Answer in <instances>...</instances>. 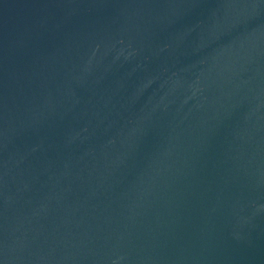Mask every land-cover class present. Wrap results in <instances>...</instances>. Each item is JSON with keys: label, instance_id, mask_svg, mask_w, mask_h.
Returning <instances> with one entry per match:
<instances>
[{"label": "water", "instance_id": "obj_1", "mask_svg": "<svg viewBox=\"0 0 264 264\" xmlns=\"http://www.w3.org/2000/svg\"><path fill=\"white\" fill-rule=\"evenodd\" d=\"M0 264H264V0H0Z\"/></svg>", "mask_w": 264, "mask_h": 264}]
</instances>
